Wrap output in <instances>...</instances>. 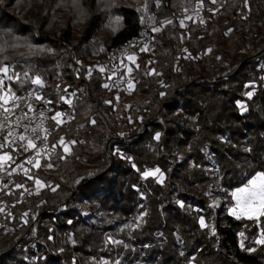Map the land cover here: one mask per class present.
I'll return each mask as SVG.
<instances>
[{"label": "trees", "instance_id": "obj_1", "mask_svg": "<svg viewBox=\"0 0 264 264\" xmlns=\"http://www.w3.org/2000/svg\"><path fill=\"white\" fill-rule=\"evenodd\" d=\"M33 1L0 3V66L11 91L61 82L74 108L56 133L45 122L48 151L0 190V264H264V215L216 229L201 200L218 183L229 209L264 174V0H137L168 23L130 55L133 98L97 64L137 35V4L113 8L118 26L95 42L108 22L97 0L79 29L58 11L54 30L56 0L40 15Z\"/></svg>", "mask_w": 264, "mask_h": 264}, {"label": "built area", "instance_id": "obj_2", "mask_svg": "<svg viewBox=\"0 0 264 264\" xmlns=\"http://www.w3.org/2000/svg\"><path fill=\"white\" fill-rule=\"evenodd\" d=\"M166 23L167 18H159L146 9H141L137 35L114 48L106 60L97 64L110 77L116 76L115 87L119 92H125L128 97L132 96L127 84L132 78L134 68L139 66L135 63L132 67L130 55L138 48L148 46L150 32ZM77 64L79 61H76L75 65ZM0 97H4L0 100V154L5 156L4 161L0 162V190H6L14 175L26 171L31 158H39L48 150L46 142L42 140L45 122L55 117L54 120L60 124L55 133L62 129L73 113L74 100L73 97H63L61 82H47L40 89L28 88L16 93L10 90L8 79L0 84ZM57 113L61 115L57 116ZM185 192L188 196L197 197L190 188L185 189ZM90 215L88 213L87 217ZM221 226L219 224L216 229Z\"/></svg>", "mask_w": 264, "mask_h": 264}, {"label": "rangeland", "instance_id": "obj_3", "mask_svg": "<svg viewBox=\"0 0 264 264\" xmlns=\"http://www.w3.org/2000/svg\"><path fill=\"white\" fill-rule=\"evenodd\" d=\"M27 1H33V0H27ZM34 1H38V2L42 3V5H41L42 8H38V7L34 8V11L36 13H39V15H40V11H41V13H43V12L47 13L46 7L48 6V3H45L46 0H45V2L43 0H40V1L39 0H34ZM97 1H98V7L100 6V8H101L100 10L101 11L104 10V11L107 12L106 16H107L108 22H107V25L105 26V28L97 35V37L95 39V42H102L104 40L105 36L108 33H110L111 31H113L114 27L116 28L118 26L117 25V23H118L117 19H115L114 17L113 18H109V12L112 11L113 8L115 10H118L119 8L122 7V5L131 6L134 3L137 4L136 6H137L138 10H141L143 8L141 5H138L137 0H97ZM37 4H39V3H36L35 5H37ZM55 5H56V6H54L55 7V13L51 17V21L49 23V27L52 28V30H54L56 28V25L59 24V22H57V21L55 22V17L58 14V11L62 13L60 15H64V13L67 14L68 11H69L70 13H68L65 16L68 17L69 15H71V18H72V21H73V25L76 26L79 29V27L81 26L82 21H83L82 17L85 16L84 10L86 11V9L84 8V0H79L80 10H78L76 7L73 6L72 0H56V4ZM198 8H200V7L198 6ZM25 19H26V17H25ZM77 33H78V31H77ZM2 46H3V48L0 47V61L2 59L5 60V57H6L5 53L7 52V50H6L7 47H6L5 43ZM2 50H4V51L2 52ZM130 58H131V56H130ZM129 90H130V88H129ZM133 96L134 95H132L130 97L133 98ZM139 99H142V97L139 96ZM60 142H61L64 150L67 152L68 149H69V145L65 144L64 142H62V140ZM179 153L176 156L178 161L186 162V161H188L190 159L189 158V153H187L186 151L179 150ZM4 159H5V156L3 154H0V162H3ZM259 174H262V173L256 174L255 176L250 178L246 182L245 185H243L241 187H238V188H236L235 190L232 191V193H231V206H230L229 209L227 208L226 202L224 201V199L221 196V188H220V185L218 183L216 184L217 186L214 188V193H212V194H210L208 196H201V200L207 202L208 207L213 210L216 227L219 224L222 225V226L224 225V219H225V216L227 214H229L233 218L239 219V220L256 219L259 216H261L257 212V214L252 215L251 218H250L249 214H247V213H245L243 211L242 205L237 203L236 197L233 196L234 192H237L238 189H241V188H244V187L248 186L249 185V181L254 179V178H256ZM158 180L161 182L162 181V176H159ZM36 184L38 186V183H36ZM185 189H187V188H185ZM185 189L183 190L184 192H185ZM190 189L192 190L193 194H196L195 191H193L194 189H192V188H190ZM185 194L188 195L186 192H185ZM88 213L91 214V215L87 217ZM83 215L86 217V220H89V222H94L95 221V218H94L95 214H93L92 211L86 209L84 211ZM107 222H109V223H111L113 225L115 224V220H113V219H107ZM201 225H204V224H201ZM120 259L121 258H119V257H115V264H119L120 263ZM97 264H99V263L97 262Z\"/></svg>", "mask_w": 264, "mask_h": 264}, {"label": "snow or ice", "instance_id": "obj_4", "mask_svg": "<svg viewBox=\"0 0 264 264\" xmlns=\"http://www.w3.org/2000/svg\"><path fill=\"white\" fill-rule=\"evenodd\" d=\"M3 0H0L2 3ZM73 6L80 10L79 0H72ZM82 11V10H81ZM11 69L7 66H0V84L3 83L4 79L11 80L15 73L8 75ZM36 84H40L41 81L39 78L33 81ZM248 96L251 97L252 93L249 92ZM4 97H0V100H3ZM40 99V97H37ZM6 102V101H5ZM243 107V105L241 106ZM57 116L61 115L60 113L56 114ZM55 119V117H53ZM157 139H159V134H157ZM67 150V149H66ZM159 171L158 169L156 170ZM145 176L150 175V173H144ZM233 196L236 197L237 203L242 205L243 211L249 214L251 218L252 215L259 213V215H264V174H259L256 178L249 181V185L238 189L237 192L233 193ZM203 224V221H201ZM259 243H264V239L258 241Z\"/></svg>", "mask_w": 264, "mask_h": 264}]
</instances>
